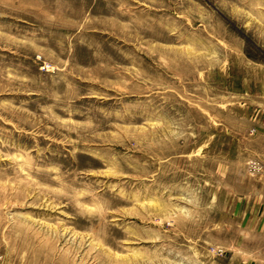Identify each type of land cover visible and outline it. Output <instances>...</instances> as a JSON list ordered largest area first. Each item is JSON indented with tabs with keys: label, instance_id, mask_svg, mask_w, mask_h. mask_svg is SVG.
Returning a JSON list of instances; mask_svg holds the SVG:
<instances>
[{
	"label": "rangeland",
	"instance_id": "374dc122",
	"mask_svg": "<svg viewBox=\"0 0 264 264\" xmlns=\"http://www.w3.org/2000/svg\"><path fill=\"white\" fill-rule=\"evenodd\" d=\"M0 264H264V0H0Z\"/></svg>",
	"mask_w": 264,
	"mask_h": 264
}]
</instances>
